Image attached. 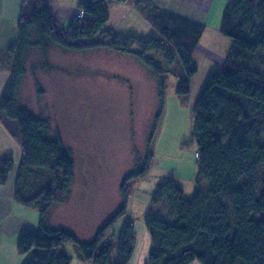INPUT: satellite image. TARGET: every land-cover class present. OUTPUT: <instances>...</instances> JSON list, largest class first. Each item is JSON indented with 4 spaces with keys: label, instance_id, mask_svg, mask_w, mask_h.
<instances>
[{
    "label": "trees",
    "instance_id": "obj_1",
    "mask_svg": "<svg viewBox=\"0 0 264 264\" xmlns=\"http://www.w3.org/2000/svg\"><path fill=\"white\" fill-rule=\"evenodd\" d=\"M127 2L157 29L156 35H122L107 24L110 7ZM32 7L30 16L23 8L18 18V39L10 49L16 57L0 98V110L18 123L22 160L15 198L40 212L39 231L21 234L17 251L45 250L34 253L25 264H70L64 244L74 243L80 257L91 264H129L134 253L133 219H125L119 234L108 232L126 214L131 182L146 175L152 155L141 171L123 179V205L91 240L49 227L50 208L70 196L75 161L60 133L51 135L50 120L16 101L24 56L30 46L40 47L43 53L50 44L75 51L109 47L133 54L145 64L162 95L164 77L170 73L178 77L177 93L189 94L198 74L190 55L206 25L150 0H82L79 9L85 16H75L63 29L47 0H33ZM220 29L233 43L224 66L208 76L192 107V135L199 152L196 182L204 180L208 187L206 191L198 187L192 198L174 180L159 187L146 218L152 241L147 264H190L196 259L202 264H236L239 259L254 264L264 258V217H254L264 211V70L254 64L264 66V0H229ZM14 165L11 155L0 156V184ZM44 173L45 184L35 194L25 195L32 189L31 179L40 181Z\"/></svg>",
    "mask_w": 264,
    "mask_h": 264
},
{
    "label": "rangeland",
    "instance_id": "obj_2",
    "mask_svg": "<svg viewBox=\"0 0 264 264\" xmlns=\"http://www.w3.org/2000/svg\"><path fill=\"white\" fill-rule=\"evenodd\" d=\"M31 4L33 0L26 3V16L31 14ZM61 21L67 25L64 19ZM63 24H59L62 29L67 27H61ZM0 26L1 98L16 57L10 49L18 39V27L17 21L2 19ZM213 27L205 26L199 47L190 55L200 74L220 70L224 66L220 61L226 58L233 43L232 37ZM32 40H36L35 35ZM200 47L212 48L213 54L202 52ZM23 62L17 103L35 115L47 117L51 135L60 133L75 161L70 196L66 207L57 210V224L82 241L91 240L123 205V179L141 171L147 156L152 155L146 175L131 182L126 214L108 232L119 234L125 219H133L134 262H138L145 241L151 239L146 218L159 187L174 180L188 198L198 187L202 191L208 187L204 180L199 185L196 182L199 166L192 135L196 95L177 93L178 77L171 73L164 77L162 95L156 77L145 64L133 54L109 47L75 51L50 44L43 53L40 47L30 46ZM254 64L264 70V66ZM1 123L11 133H15V128L17 131L9 142L0 137V156L11 155L19 166L22 155L18 123L0 110ZM46 180L45 173L40 181L31 179L28 185L32 189L25 195L35 194ZM254 217H264V211ZM190 264L202 263L196 259ZM236 264L245 262L239 259ZM254 264H264V258Z\"/></svg>",
    "mask_w": 264,
    "mask_h": 264
},
{
    "label": "crops",
    "instance_id": "obj_3",
    "mask_svg": "<svg viewBox=\"0 0 264 264\" xmlns=\"http://www.w3.org/2000/svg\"><path fill=\"white\" fill-rule=\"evenodd\" d=\"M29 1V0H28ZM27 1V2H28ZM82 0H47V3L57 17L59 24L61 19H64L67 25L76 16L79 9V4ZM155 5L169 10L171 12L186 16L194 21L202 22L209 27H213L221 31V23L224 9L229 0H150ZM32 5V4H31ZM23 0H0V20L3 21H18L19 16L23 12ZM33 6V5H32ZM31 6V7H32ZM215 20V23L212 20ZM108 25L113 26L118 33L122 35H138V36H154L158 33L157 29L149 23L144 16H142L134 7L132 2L122 3L110 7ZM213 25V26H212ZM5 26V25H4ZM1 27V26H0ZM150 34V35H147ZM199 47V44L197 48ZM196 48V49H197ZM202 52L206 54H213V49L210 47L201 48ZM225 60L220 63L224 65ZM212 72H198L197 76L191 83V92L199 96L206 79ZM203 79V80H202ZM202 80V81H201ZM6 129V130H4ZM10 129L1 123L0 137L6 142H9L12 136ZM196 153V152H195ZM20 165V163H19ZM18 164L9 173L5 183L0 184V264H25L34 253H43L45 250L33 248L31 251L20 254L17 251V240L23 233H36L40 226V212L35 205H24L18 202L15 198L16 176L18 171ZM67 200L59 205H53L48 213L47 225L49 227H60L56 223L57 210L66 207ZM151 237V236H150ZM152 241L146 240L142 249V255L138 262H134L136 250L134 249L133 257L129 264H147ZM65 252L71 257L70 264H91L83 260L77 248L64 244ZM69 250L70 253L67 252Z\"/></svg>",
    "mask_w": 264,
    "mask_h": 264
},
{
    "label": "built area",
    "instance_id": "obj_4",
    "mask_svg": "<svg viewBox=\"0 0 264 264\" xmlns=\"http://www.w3.org/2000/svg\"><path fill=\"white\" fill-rule=\"evenodd\" d=\"M76 16L77 17H84L85 16V11H84V9H82V8H80V9H78L77 10V12H76ZM196 157L198 158L199 157V152H196Z\"/></svg>",
    "mask_w": 264,
    "mask_h": 264
}]
</instances>
